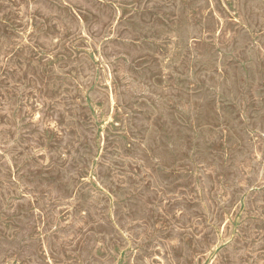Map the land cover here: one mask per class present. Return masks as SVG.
Listing matches in <instances>:
<instances>
[{"label": "rangeland", "instance_id": "rangeland-1", "mask_svg": "<svg viewBox=\"0 0 264 264\" xmlns=\"http://www.w3.org/2000/svg\"><path fill=\"white\" fill-rule=\"evenodd\" d=\"M99 1L0 0V264H264V0Z\"/></svg>", "mask_w": 264, "mask_h": 264}, {"label": "bare ground", "instance_id": "bare-ground-1", "mask_svg": "<svg viewBox=\"0 0 264 264\" xmlns=\"http://www.w3.org/2000/svg\"><path fill=\"white\" fill-rule=\"evenodd\" d=\"M32 1V0H31ZM101 1V0H100ZM99 1V2H100ZM181 1V0H180ZM184 1V0H183ZM217 1V0H216ZM24 2V1H23ZM206 2V1H205ZM223 2H224V0H223ZM14 3V2H13ZM172 3V2H171ZM218 3V2H217ZM230 3H231V1H230ZM15 4V3H14ZM21 4H23L22 2H21ZM189 4V3H188ZM232 4V3H231ZM234 4V3H233ZM127 5V4H126ZM130 5V4H129ZM187 5V4H186ZM226 5V4H225ZM224 6V5H223ZM12 7H14V6H12ZM19 7H20V4H19ZM122 7V6H121ZM221 7V6H220ZM16 8V7H15ZM14 8V9H15ZM76 9V8H75ZM118 9V8H117ZM198 9V8H197ZM81 10V9H80ZM196 10V9H195ZM199 10V9H198ZM223 10V9H222ZM74 11V10H73ZM118 11V10H117ZM200 11V10H199ZM157 13H158V11H157ZM189 13H190V11H189ZM193 13H194V11H193ZM210 13H211V11H210ZM213 13H214V11H213ZM17 14V13H16ZM195 14V13H194ZM238 14V13H237ZM121 15V14H120ZM126 15V14H125ZM201 15V14H200ZM220 15V14H219ZM12 16V15H11ZM118 16V15H117ZM124 16V15H123ZM122 16V17H123ZM156 16V15H155ZM189 16V15H188ZM77 17V16H76ZM91 17V16H90ZM127 17V16H126ZM140 17V16H139ZM194 17V16H193ZM201 17V16H200ZM216 17V16H215ZM14 18V17H13ZM54 18V17H53ZM72 18V17H71ZM79 18V17H78ZM91 18H93V17H91ZM116 18H118V17H116ZM172 18V17H171ZM171 18H169V19H171ZM190 18H191V16H190ZM23 19V18H22ZM119 19V18H118ZM151 19V18H150ZM218 19V18H217ZM13 20V19H12ZM15 20V19H14ZM52 20V19H51ZM163 20V19H162ZM220 20V19H219ZM261 20V19H260ZM30 21V20H29ZM32 21V20H31ZM57 21H59V20H57ZM121 21V20H120ZM124 21V20H123ZM239 21V20H238ZM51 22V21H50ZM60 22V21H59ZM126 22V21H125ZM140 23V22H139ZM143 23V22H142ZM150 23V22H149ZM167 23V22H166ZM235 23V22H234ZM243 23V22H242ZM60 24V23H59ZM59 24H57V25H59ZM159 24V23H158ZM161 24H162V22H161ZM229 24V23H228ZM143 25H147V24H143ZM171 25V24H170ZM197 25V24H196ZM233 25V24H232ZM61 26V25H60ZM242 27H243V25H241ZM10 27V26H9ZM29 27V26H28ZM164 27V26H163ZM240 27V26H239ZM238 27V28H239ZM261 27H263V26H261ZM32 28V27H31ZM51 28V27H50ZM59 28V27H58ZM111 28V27H110ZM36 29V28H35ZM48 29V28H47ZM46 29V30H47ZM60 29V28H59ZM263 29V28H262ZM13 30V29H12ZM227 30V29H226ZM14 31V30H13ZM53 31V30H52ZM205 32V31H204ZM249 32V31H248ZM260 32V31H259ZM54 33V32H53ZM212 33H214V32H212ZM217 33V32H216ZM219 33V32H218ZM236 33V32H235ZM19 34V33H18ZM56 34V33H55ZM62 34V33H61ZM204 34V33H203ZM50 35H51V33H50ZM57 35V34H56ZM55 35V36H56ZM62 35H64V34H62ZM83 35V34H82ZM218 35V34H217ZM251 35V34H250ZM254 35V34H253ZM52 36H53V34H52ZM84 36V35H83ZM206 36V35H205ZM223 36V35H222ZM135 37V36H134ZM25 38V37H24ZM133 38V37H132ZM137 38V37H136ZM135 38V39H136ZM144 38V37H143ZM217 38V37H216ZM83 39V38H82ZM104 39V38H103ZM117 39V38H116ZM170 39V38H169ZM90 40V39H89ZM108 40H110V38L108 39ZM115 40V39H114ZM217 40V39H216ZM70 41V40H69ZM201 41V40H200ZM23 42V41H22ZM102 42V41H101ZM149 42V41H148ZM197 42V41H196ZM137 43V42H136ZM154 43V42H153ZM76 44V43H75ZM217 44V43H216ZM216 44L214 45V46H216ZM79 45V44H78ZM87 45V44H86ZM204 45V44H203ZM210 45V44H209ZM194 46H196V45H194ZM194 46H193V48H194ZM25 47V46H24ZM75 47V46H74ZM79 47V46H78ZM206 47V46H205ZM4 48V47H3ZM91 48V47H90ZM264 48V47H263ZM34 49V48H33ZM70 49V48H69ZM78 49V48H77ZM195 49V48H194ZM260 49V48H259ZM83 50V49H82ZM160 50V49H159ZM163 50V49H162ZM261 50V49H260ZM11 51V50H10ZM20 51H21V49H20ZM72 51V50H71ZM88 51V50H87ZM3 52V51H2ZM162 53V52H161ZM18 54H19V52H18ZM219 54V53H218ZM262 54V53H261ZM49 55V54H48ZM156 55V54H155ZM158 55H159V53H158ZM12 56V55H11ZM163 56V55H162ZM259 56V55H258ZM262 56H263V54H262ZM55 57V56H54ZM63 57V56H62ZM261 57V56H260ZM9 58V57H8ZM41 58V57H40ZM71 58V57H70ZM147 59H148V57H146ZM74 59V58H73ZM77 59V58H76ZM185 59V58H184ZM31 60V59H30ZM140 60V59H139ZM168 60V59H167ZM170 60V59H169ZM116 61V60H115ZM121 61V60H120ZM237 61H240V60H237ZM59 62V61H58ZM118 62V61H117ZM148 62H150V61H148ZM156 62V61H155ZM228 62H230V61H228ZM241 62V61H240ZM118 63H120V62H118ZM117 64V63H116ZM142 64V63H141ZM238 64H239V62H238ZM55 65V64H54ZM122 65V64H121ZM228 65V64H227ZM235 65V64H234ZM105 66V65H104ZM116 66V65H115ZM119 66V65H118ZM186 66V65H185ZM120 67V66H119ZM3 68V67H2ZM228 68V67H227ZM95 69V68H94ZM103 69V68H102ZM116 69H117V67H116ZM119 69V68H118ZM174 69V68H173ZM204 69V68H203ZM236 69V68H235ZM32 70V69H31ZM184 70V69H183ZM186 70V69H185ZM213 71V70H212ZM120 72H122V71H120ZM183 73H184V71H183ZM218 73V72H217ZM67 74V73H66ZM105 74V73H104ZM103 75V74H102ZM116 75H117V73H116ZM122 75H123V72H122ZM24 76V75H23ZM181 76V75H180ZM246 76V75H245ZM103 77V76H102ZM120 77V76H119ZM118 77V78H119ZM170 77V76H169ZM23 78V77H22ZM70 78V77H69ZM154 78V77H153ZM72 79V78H71ZM169 79V78H168ZM246 79V78H245ZM109 80H110V78H109ZM119 80V79H118ZM118 80H116V81H118ZM174 80V79H173ZM159 81V80H158ZM156 82V83H158L159 84V82ZM170 81V80H169ZM126 82V81H125ZM124 82V83H125ZM184 82V81H183ZM112 83V82H111ZM129 83V82H128ZM128 83H126V84H128ZM161 83V82H160ZM169 83V82H168ZM97 84V83H96ZM109 84V83H108ZM125 84V85H126ZM169 84H171V83H169ZM168 84V85H169ZM177 84H178V82H177ZM180 84V83H179ZM101 85V84H100ZM112 85V84H111ZM189 85V84H188ZM122 86V85H121ZM257 86V85H256ZM113 87V86H112ZM123 87V86H122ZM190 87V86H189ZM191 87H193V86H191ZM77 88V87H76ZM93 88V87H92ZM124 88V87H123ZM257 88H258V86H257ZM115 91V90H114ZM187 91V90H186ZM67 92V91H66ZM98 92H99V90H98ZM125 92V91H124ZM87 93V92H86ZM85 93V94H86ZM261 93V92H260ZM76 94V93H75ZM240 94V93H239ZM50 95H51V93H50ZM49 95V96H50ZM106 95V94H105ZM52 96H53V94H52ZM82 96H83V94H82ZM107 96V95H106ZM246 97V96H245ZM51 98V97H50ZM54 98V97H53ZM75 99V98H74ZM78 100V99H77ZM255 101V100H254ZM243 102V101H242ZM92 103V102H91ZM170 103V102H169ZM260 103H261V101H260ZM79 104V103H78ZM221 104V103H220ZM183 105V104H182ZM80 106V105H79ZM186 106V105H185ZM222 106V105H221ZM233 106V105H232ZM247 107V106H246ZM89 109V108H88ZM182 109V108H181ZM111 110V109H110ZM171 110V109H170ZM112 111V110H111ZM108 112V111H107ZM246 112V111H245ZM97 114V113H96ZM242 114V113H241ZM108 115V114H107ZM121 115V114H120ZM120 123V122H119ZM113 124V123H112ZM192 124V123H191ZM116 125H117V123H116ZM120 125V124H119ZM125 129V128H124ZM222 131V130H221ZM54 132V131H53ZM159 132V131H158ZM257 133V132H256ZM255 133V134H256ZM99 134V133H98ZM259 134V133H258ZM128 135V134H127ZM260 136V135H259ZM123 139H125V138H123ZM211 140V139H210ZM255 140H256V138H255ZM258 140V139H257ZM209 141V140H208ZM95 142V141H94ZM188 143V142H187ZM256 143H258V142H256ZM221 145V144H220ZM100 147H101V145H100ZM257 147H258V145H257ZM213 149V148H212ZM101 150V149H100ZM225 152V151H224ZM99 153V152H98ZM259 154V153H258ZM252 155V154H251ZM185 158V157H184ZM222 161H224V160H222ZM225 162V161H224ZM252 162V161H251ZM260 164V163H259ZM95 165V164H94ZM223 165V164H222ZM249 166H250V164H248ZM238 166V165H237ZM242 166V165H241ZM94 168V167H93ZM246 168H248V167H246ZM94 170V169H93ZM173 170V169H172ZM244 170V169H243ZM240 171V170H239ZM78 172V171H77ZM171 172V171H170ZM212 172H213V170H212ZM195 173V172H194ZM193 173V174H194ZM245 174V173H244ZM82 175V174H81ZM84 176V175H83ZM244 176V175H243ZM246 176V175H245ZM78 178V177H77ZM197 178V177H196ZM91 181V180H90ZM238 182V181H237ZM242 182V181H241ZM240 183V182H239ZM98 186V185H97ZM244 186V185H243ZM99 188V187H98ZM221 190V189H220ZM222 190H223V188H222ZM108 191V190H107ZM74 192V191H73ZM109 193V192H108ZM200 193V192H199ZM110 196V195H109ZM242 197V196H241ZM33 200V199H32ZM111 200V199H110ZM112 202V201H111ZM241 204V203H240ZM34 206V205H33ZM244 208V207H243ZM242 209V208H241ZM240 210V209H239ZM246 212V211H245ZM233 213V212H232ZM247 213H248V211H247ZM244 214V213H243ZM207 215V214H206ZM231 215V214H230ZM236 215V214H235ZM229 217V216H228ZM109 218H110V216H109ZM233 218H234V215H233ZM208 219V218H207ZM227 221V220H226ZM226 221H224V222H226ZM231 221V220H230ZM163 222V221H162ZM213 222V221H212ZM239 223V222H238ZM242 223V222H241ZM227 226V225H226ZM237 228V227H236ZM225 229V228H224ZM230 229V228H229ZM228 231V230H227ZM228 234V233H227ZM237 234V233H236ZM98 235V234H97ZM56 237V236H55ZM230 237V236H229ZM233 238V237H232ZM55 240V239H54ZM59 240V239H58ZM228 240V239H227ZM190 241V240H189ZM61 244V243H60ZM191 245V244H190ZM64 247V246H63ZM65 248V247H64ZM208 248V247H207ZM113 249V248H112ZM212 250V249H211ZM218 251V250H217ZM43 252V251H42ZM209 252V251H208ZM102 253V252H101ZM216 253V252H215ZM43 254V253H42ZM209 254H210V252H209ZM214 255V254H213ZM62 256H63V254H62ZM119 256V255H118ZM48 257V256H47ZM217 257V256H216ZM198 258V257H197ZM51 259V258H50ZM53 259V258H52ZM118 259V258H117ZM192 259V258H191ZM195 259V258H194ZM213 260V259H212ZM196 262V261H195ZM117 263V262H116ZM187 263V262H186ZM204 263V262H203Z\"/></svg>", "mask_w": 264, "mask_h": 264}]
</instances>
